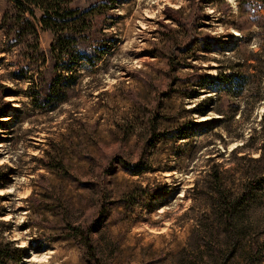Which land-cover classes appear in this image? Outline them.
I'll use <instances>...</instances> for the list:
<instances>
[{
	"label": "rangeland",
	"instance_id": "374dc122",
	"mask_svg": "<svg viewBox=\"0 0 264 264\" xmlns=\"http://www.w3.org/2000/svg\"><path fill=\"white\" fill-rule=\"evenodd\" d=\"M58 1L0 0V264H264V0Z\"/></svg>",
	"mask_w": 264,
	"mask_h": 264
},
{
	"label": "trees",
	"instance_id": "16d2710c",
	"mask_svg": "<svg viewBox=\"0 0 264 264\" xmlns=\"http://www.w3.org/2000/svg\"><path fill=\"white\" fill-rule=\"evenodd\" d=\"M12 1L19 8L26 7V5H27L29 8H25V9H28L29 14H31V15H33V10L31 8V6H33V7L35 6V7L43 9V11L45 13V18L43 17L42 21L44 22L45 26H47L49 28L51 27L52 30L55 29L54 27H52L53 24H55V25L59 24V22H57L58 19L59 20L63 19V21H64V19L66 20V18H68V17L72 18V17L78 15V13H79V10L76 8H71L69 6H66L65 8H63L58 0H12ZM50 16L54 17L56 19V21L54 20L55 22L53 21V22H51V24H48L46 22V20H47L46 18L50 17ZM54 48H56V47H54ZM60 53H63V51H60ZM0 95H2L3 98L6 97L7 91L2 90ZM3 109L4 110H2V113H0V125L3 124L2 119L6 116L5 107ZM216 176L219 177L218 173H216ZM262 187H264V170H262L259 173L255 172V174H253L252 177L248 178L245 181L240 193L237 196L228 200V197L224 196L225 192H222V194H221L222 200L220 203L222 211L220 212V214H221V218H222V223L225 226V228L226 227L227 228L228 227H232V228L238 227V214L239 213L237 212L238 211L237 208L242 206V204L248 198L254 196L256 190H259ZM87 245L89 248L94 249L90 240H87ZM251 251L256 252L257 250L252 248Z\"/></svg>",
	"mask_w": 264,
	"mask_h": 264
}]
</instances>
